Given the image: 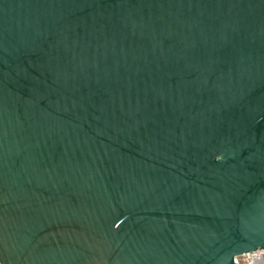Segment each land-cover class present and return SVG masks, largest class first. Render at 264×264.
I'll return each mask as SVG.
<instances>
[{
	"label": "water",
	"instance_id": "obj_1",
	"mask_svg": "<svg viewBox=\"0 0 264 264\" xmlns=\"http://www.w3.org/2000/svg\"><path fill=\"white\" fill-rule=\"evenodd\" d=\"M261 248L264 0H0V264Z\"/></svg>",
	"mask_w": 264,
	"mask_h": 264
},
{
	"label": "built area",
	"instance_id": "obj_2",
	"mask_svg": "<svg viewBox=\"0 0 264 264\" xmlns=\"http://www.w3.org/2000/svg\"><path fill=\"white\" fill-rule=\"evenodd\" d=\"M235 264H264V248L234 257Z\"/></svg>",
	"mask_w": 264,
	"mask_h": 264
}]
</instances>
